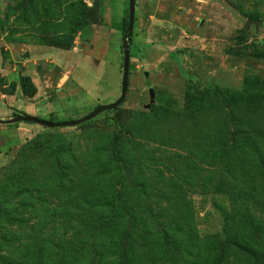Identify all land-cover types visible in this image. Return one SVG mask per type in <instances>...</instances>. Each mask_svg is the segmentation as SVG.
Returning <instances> with one entry per match:
<instances>
[{
  "label": "rangeland",
  "instance_id": "rangeland-1",
  "mask_svg": "<svg viewBox=\"0 0 264 264\" xmlns=\"http://www.w3.org/2000/svg\"><path fill=\"white\" fill-rule=\"evenodd\" d=\"M128 15L129 0H0V121L17 115L72 122L117 102ZM248 21L258 31L254 24L246 30ZM126 42L129 82L119 107L67 128L0 123V264H27L42 250L46 264H59L68 250L75 254L64 256L65 264L84 262L89 245L83 240L91 244V238L79 234L83 228L73 229L79 226L75 220L37 228L46 205L29 190L63 174L51 155L56 148L65 149L59 161L71 169L67 178H92L95 158L109 160L116 135L134 164L132 174H116L127 185L140 179L145 189L139 192L149 198L144 210L153 207L151 215L167 222L159 208H178L165 198L184 194L199 237L226 239L232 214L243 203L232 188L247 180L245 166L236 162L230 168L207 132L217 121L231 126L221 97L240 102L235 111L244 129L264 132V0H136ZM25 78L30 83L23 87ZM32 143L40 145L33 153ZM253 159L245 161L248 172L252 166L264 172V163ZM254 176L249 187L259 196L264 176ZM112 181L119 182L115 175ZM107 197L109 211L113 192ZM157 197L159 208L150 201ZM47 249L54 251V263Z\"/></svg>",
  "mask_w": 264,
  "mask_h": 264
},
{
  "label": "trees",
  "instance_id": "trees-1",
  "mask_svg": "<svg viewBox=\"0 0 264 264\" xmlns=\"http://www.w3.org/2000/svg\"><path fill=\"white\" fill-rule=\"evenodd\" d=\"M128 20L129 15L122 32L124 39ZM29 83L30 80L25 78L23 87ZM36 93L34 89L29 95L34 96ZM220 99L222 105L229 110L231 126L227 129L217 121L215 129L210 125L208 137L218 143L220 156L226 164H230V168L232 163L238 162L240 167L245 166L244 179H247L238 180V184L234 183L232 188L237 191L243 203L240 211L232 214L224 241H220L216 236L205 239L199 237L192 203L184 194H171L172 197L165 198L166 205H176L173 207L178 208L173 212L169 211L168 207L159 208L161 197H157V200L150 199L166 217L167 222L151 215L153 207L144 210V203L149 198L143 199L139 192V188L145 189L138 184L140 179L127 185L123 182L125 176L116 174V171H119L120 175H125L124 172L132 174L134 171V164L126 159L123 143L117 135L112 142L109 160L102 154V157H96L97 160L93 163L94 176L85 181L64 175L66 171L71 170L59 161L63 151L65 152L64 148H56L51 152L63 174L55 183L47 182L35 191L29 190L31 197L37 195L42 198L41 205H46L43 219L40 218L37 228L47 229L48 225H55L61 220L78 222V228L73 229L83 228V233L79 234L90 237L92 242L88 244V240H83L86 246L89 245L83 248L86 251L83 254L84 262L75 260L71 264H264V193L261 192L257 196L249 187L251 182L256 181L254 174L264 176V172L259 169L255 172L254 169L258 166H252L253 170L248 172L245 164L250 155H253V161L260 160L264 163V132H250L244 129L241 125L242 117L235 111L240 102L233 104L224 97ZM160 109L168 111L162 106ZM39 146L32 143V153ZM29 155L28 153L26 156L27 160ZM113 175L119 182L112 181ZM111 192L115 204L106 211L105 204L109 200L107 194ZM51 199H57L58 205H48ZM256 212L260 213L259 217ZM147 223L153 226L149 227ZM156 226L159 230L155 234ZM62 228L64 227L56 231ZM155 235H161V238ZM75 237H78V234ZM47 251L50 262L54 263V251ZM38 254V259L34 255L30 256L31 261L28 260L27 264H46L47 254L44 250ZM72 254L75 252L68 250L66 255ZM62 258L59 259V264H65L66 259Z\"/></svg>",
  "mask_w": 264,
  "mask_h": 264
},
{
  "label": "water",
  "instance_id": "water-1",
  "mask_svg": "<svg viewBox=\"0 0 264 264\" xmlns=\"http://www.w3.org/2000/svg\"><path fill=\"white\" fill-rule=\"evenodd\" d=\"M135 11H136V0H129V23L124 43V62H123V79H122V93L120 99L115 102L114 104L105 105V106H99L96 110H94L92 113L87 115L86 117L72 122H59V123H53L48 121L39 120L37 118L27 117V116H16L14 119L8 120V121H0V123L4 124H12V123H20V122H26V123H35L43 127L47 128H64V127H74L77 125H80L82 123H85L87 121H90L94 118H96L98 115H100L104 111H110L113 110L119 105H121L126 96L128 91V82H129V67H130V45L127 44V39H129L133 32L134 27V21H135ZM250 24H254L257 31H258V24L254 21H248L246 23V30L250 28Z\"/></svg>",
  "mask_w": 264,
  "mask_h": 264
}]
</instances>
